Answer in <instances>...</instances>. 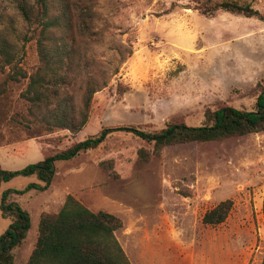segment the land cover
I'll use <instances>...</instances> for the list:
<instances>
[{
    "label": "rangeland",
    "instance_id": "374dc122",
    "mask_svg": "<svg viewBox=\"0 0 264 264\" xmlns=\"http://www.w3.org/2000/svg\"><path fill=\"white\" fill-rule=\"evenodd\" d=\"M15 1L0 0V32L29 75L39 63L37 49L22 40L26 26ZM236 1L264 14V0ZM93 10L97 41L82 43L85 59L74 70L94 72L106 85L92 95L78 133L42 132L20 97L27 79L10 81L0 68L4 169H20L40 160L43 150L63 149L103 127L154 131L172 120L200 125L207 108L223 104L253 109L264 87V21L224 10L202 13L195 0H95ZM140 149L150 153L152 143L112 132L96 148L57 161L45 191L16 195L31 224L14 264H25L34 246L38 213L56 210L68 193L122 220L115 235L131 264H261L264 132L168 145L147 161ZM31 182L39 181L12 177L1 183L0 196ZM224 199L232 200L226 219L204 224V212ZM9 224L0 215V234Z\"/></svg>",
    "mask_w": 264,
    "mask_h": 264
},
{
    "label": "trees",
    "instance_id": "16d2710c",
    "mask_svg": "<svg viewBox=\"0 0 264 264\" xmlns=\"http://www.w3.org/2000/svg\"><path fill=\"white\" fill-rule=\"evenodd\" d=\"M195 1L202 13L224 10L264 21V14L248 3ZM94 4L95 0L15 1V8L26 26L22 40L34 41L37 49L39 63L29 75L22 68L20 56H16L8 37L0 32V68L8 69L6 79L10 81L27 79L20 97L28 105L32 123L42 132L68 130L71 134L78 133L88 120L92 95L106 85L105 80L97 81L94 72L87 71L82 75L74 70L85 59L82 43L97 41ZM204 118L200 125L172 120L154 131L131 124L103 127L97 134L63 149L43 150L40 160L20 169L7 170L0 164V185L15 176L35 175L39 181L1 193L0 215L9 219L10 224L0 234V264H14V250L24 243L31 224L29 212L20 206L15 196L30 190L45 191L55 175L57 161L69 160L80 152L96 148L110 133L118 131L152 143L150 153L139 150L143 161L151 154L159 155L168 145L264 132V87L256 96L253 109L223 104L215 109L207 108ZM100 165L104 163L100 162ZM231 207V199L220 201L204 212L202 222L208 225L222 223ZM262 214L264 217V195ZM122 226V220L115 214L93 211L68 193L57 212H40L36 241L25 264H131L115 235ZM261 264H264V256Z\"/></svg>",
    "mask_w": 264,
    "mask_h": 264
},
{
    "label": "crops",
    "instance_id": "0c3cea01",
    "mask_svg": "<svg viewBox=\"0 0 264 264\" xmlns=\"http://www.w3.org/2000/svg\"><path fill=\"white\" fill-rule=\"evenodd\" d=\"M62 203H63V202H62ZM62 203L58 206V208H57L56 210H51V211H53V212H57V211L60 209ZM45 211H49V210H45ZM38 214H40V212H39ZM38 219H39V217H38ZM36 235H37V233H36ZM35 241H36V240H35Z\"/></svg>",
    "mask_w": 264,
    "mask_h": 264
}]
</instances>
